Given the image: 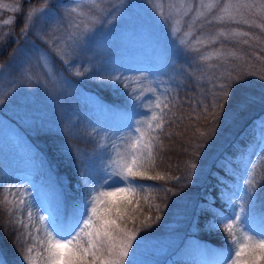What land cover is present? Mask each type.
Listing matches in <instances>:
<instances>
[{
    "label": "trees",
    "instance_id": "16d2710c",
    "mask_svg": "<svg viewBox=\"0 0 264 264\" xmlns=\"http://www.w3.org/2000/svg\"><path fill=\"white\" fill-rule=\"evenodd\" d=\"M3 1L4 4H15L19 10L13 12V23L0 24V72L13 81L24 75L25 70L34 68L38 79L35 87L26 91L15 90L12 94L17 97L24 93L26 100L42 106L45 122L52 123H44L36 133L30 134L40 156L38 170L42 182L62 187L63 203L76 200L73 190L82 182L81 176L87 169H92L97 178L100 177L98 173L112 142L111 136H116V124L124 114L132 116L133 124L146 119V107L152 106L154 98L159 97L167 107L164 108L162 129L152 133L157 139L152 142L153 155L145 166V177L163 176L164 179L138 178V183L152 187L133 197L129 213L136 218V227H140L148 215L153 220L150 227L143 228L137 235L139 248L134 264H167L165 257L155 256L151 262L143 257L152 243L156 247V242L163 238L171 240L167 247H174L168 254L169 258H174L173 264H190L186 258L193 250V243L189 241L196 237L210 242L199 255L204 254L208 264L218 263L227 241L206 234L205 223L211 214L205 211L208 215L204 217L198 212L201 204L206 203L208 193L213 196L215 208L221 210V191L232 180L221 162L243 154L256 125L264 121V79H260L264 76V28L247 25L246 31L252 36L247 43L239 38L223 39L220 36L214 43L195 45L202 49L193 51L178 44V38L161 22L133 19L130 29L133 30V74L118 75L102 53L117 47L113 34L119 30L116 23L120 24L122 20L112 24L107 17L106 22L95 23L96 29L89 27L91 63L69 65L59 58L49 37L59 29L58 23L66 18L68 5L79 0H0V19L1 12H6ZM110 5L108 2L107 7ZM40 9L50 11L51 18L42 21L39 15H32L26 21L30 11ZM257 10L253 9L247 18H253L252 15L258 18L259 15L254 14ZM126 23L130 25L131 20ZM209 26L216 25L205 22L202 28L208 33ZM224 26L230 27L226 30L229 32L236 24L224 23ZM208 34L214 36V30ZM57 35L58 32L56 38H61ZM217 46L232 55L209 60L202 58ZM44 49L49 50L54 58L51 74L37 60L39 50ZM137 50L142 56L141 61L134 58ZM84 56L76 59L83 60L81 57ZM231 60L239 65L227 68L231 67ZM76 70L82 74L78 75ZM237 75L242 76L247 87L240 91L233 88L224 109L227 116L214 119L211 104L219 85L226 83L229 76ZM13 95L7 98L12 100ZM90 96L96 99L95 106L101 116H96L93 104L87 103ZM112 145L114 147L113 142ZM191 161L197 163L194 173L190 168ZM194 195H197L198 208L194 212L182 208L184 202L193 201ZM254 196L252 210L264 225V188L255 190ZM13 197L0 193V259L5 264H28L25 253L33 244L28 235L32 228L23 225L32 224L20 204L14 203ZM144 197L148 198L147 202ZM149 204L153 205L151 209ZM155 205H159V212ZM182 214H192L188 216L187 228L176 226V220ZM128 226L133 227L131 223ZM33 236H37L36 232ZM181 238L180 245L178 240ZM39 246L37 243L35 247ZM133 246L136 247L135 242ZM35 247L29 254L33 264H44L41 263L43 259L37 257Z\"/></svg>",
    "mask_w": 264,
    "mask_h": 264
},
{
    "label": "snow or ice",
    "instance_id": "6c2138e0",
    "mask_svg": "<svg viewBox=\"0 0 264 264\" xmlns=\"http://www.w3.org/2000/svg\"><path fill=\"white\" fill-rule=\"evenodd\" d=\"M165 4L168 6L167 11ZM217 8V14L208 19L213 10ZM256 8V5L246 2V0H238L236 3L225 0L222 6L219 4V0L216 2L198 0V7L192 15V22L188 25V30L184 32L181 31L183 20L193 12L191 0H187V4L185 0H179V7L172 0H158L156 13L165 24L170 25L173 36L178 38V44L186 45L190 50L199 51L195 45L214 43L220 36L228 39L231 35L247 36L248 33L229 34L221 31L216 37L198 36L195 41H192V25L196 20L204 18L206 23L214 21L249 26L256 24L257 27L264 28V23L258 24L247 18L246 14H251L252 10ZM10 10L18 11L19 9L13 7ZM39 11H43V9ZM72 11L77 12V9L73 8ZM34 14V11H30L26 21ZM77 14L84 15L82 12H77ZM257 14L261 20H264V4L259 6ZM47 15L51 18L50 11ZM13 22L11 19L5 21V23ZM190 41L191 44H189ZM221 55L222 53L216 52L202 58L209 60L213 56L219 58ZM61 58L63 59V57ZM45 59L50 60L48 57ZM260 79H264V76H261ZM246 87L247 84L243 82L240 75L229 76L226 83L220 84L219 91L211 104L214 119H218L221 115L227 116L224 109L233 94V88L240 91ZM140 106L146 107L145 104ZM165 107L167 105L164 101H161L159 97L154 98L152 106L146 107L147 118L136 121L131 127V135L124 137L125 151L123 153L117 151L115 157H109L112 163L103 170L102 176L97 178L92 169H87L84 172L81 176L84 194L79 199L73 200L69 204L61 202L55 213L39 216L38 220L42 227L23 225L32 228L28 235L32 237L33 244L27 248L25 253L28 264H33L29 254L37 243L46 254L43 257L46 264H134V258L139 248L137 235L143 228L151 226L150 222L153 217L148 215L145 220L141 221L140 227H136V218L129 213V206L133 204L134 196L140 192H146L149 187H152L138 183V178L164 179L163 176L145 177V166L152 160V142L157 139L152 133L157 129H162ZM261 160H264V152L254 157L241 154L226 158L221 162L226 175H231L234 180L237 176V169L234 168V165L240 166L242 178L235 185L240 192H231L225 200L227 205L239 208L238 213L233 212L231 215L225 216L223 211L215 208V201L211 198L202 209L211 214L212 219L209 221V227L226 233L227 244L221 252L222 264H264V230L251 229L247 219H242L244 216L243 204L235 203L236 200L243 201L245 197L251 199L257 183L264 185V173L261 174L258 181L255 172L257 164ZM190 168L194 173L197 163L191 161ZM165 191H170V189H165ZM144 199L147 202L148 198L144 197ZM14 203L17 202L14 201ZM18 203L23 206L25 199L21 197ZM136 206H139L138 201ZM152 207L153 205L149 204V208ZM155 209L159 212V205H155ZM27 216L31 221L32 212L28 211ZM156 219L158 220L159 217L157 216ZM129 223L133 225L132 228H129ZM33 232L41 233L45 239L33 236ZM0 264H5V262L0 259Z\"/></svg>",
    "mask_w": 264,
    "mask_h": 264
},
{
    "label": "rangeland",
    "instance_id": "374dc122",
    "mask_svg": "<svg viewBox=\"0 0 264 264\" xmlns=\"http://www.w3.org/2000/svg\"><path fill=\"white\" fill-rule=\"evenodd\" d=\"M110 2L111 5L107 7V3ZM173 3L179 7V0H172ZM205 2H216V0H205ZM225 0H219V4H222ZM232 3L238 2V0H231ZM248 3H252L257 6L256 9H259L261 4H264V0H246ZM158 0H79L72 5H68V14L66 18L58 23V28L51 36L49 37L50 43L53 45V48L59 55V58L63 57L66 64L71 65V63H75V65L80 63H91V57H93V53L89 52V39L90 32L94 27L95 23L98 21L106 22L108 18L112 21V24L116 20H122L118 26V31L113 34L117 47L113 49L106 50L102 53L106 60L109 62L110 66L115 67V72L118 75L124 74H133V30H130L133 26V19L136 21L145 20L148 23H160L170 28V25L165 24L157 15ZM187 4V0H185ZM193 12L189 13L187 17L184 18L181 31H187L188 25L192 22V15L198 7V0H191ZM2 6L5 9V13L1 12L0 24L5 25V21L13 20V12L10 10L13 7H17L15 4H4L2 2ZM77 9V12H82L84 15H78L77 12H73L72 9ZM165 10H168L167 4H165ZM187 10L186 8L184 9ZM218 12V8L214 9L213 12L209 15H216ZM257 14V11H254V14ZM48 13L37 10L35 12V16L39 15L43 18L42 21L47 20L49 17ZM247 15V14H246ZM258 15V14H257ZM248 16V15H247ZM253 18H248L249 20H254L256 23H263V21L258 16L252 15ZM108 17V18H107ZM134 17V18H133ZM127 20H131V24H127ZM205 23L204 18L198 19L195 21L193 27L192 41H195L198 36H202L204 38L205 35L208 37H216L217 34L221 31L227 32L226 30L230 27L224 26V23H216L212 22L214 26H209L208 33L214 30V36L208 34L205 29L203 30V25ZM236 24V23H232ZM79 25V27H78ZM256 25V24H253ZM116 28V27H115ZM246 24H236V27L231 28V30L227 33L231 34L234 32H247ZM86 30V31H85ZM248 30V29H247ZM85 31V32H84ZM56 32L59 33V37L56 38ZM248 33V32H247ZM45 34V33H44ZM39 35V34H38ZM236 36L231 35L230 38H239L242 42L248 41V38L252 36ZM40 36V35H39ZM141 34H139V37ZM228 38V39H230ZM223 39H225L223 37ZM249 44V43H248ZM198 48L202 49L201 46ZM210 51L212 48L209 49ZM38 59L40 63H42L43 67L51 74L53 72V56L49 50H39ZM223 49L218 46L215 47L211 53H222L221 57L231 56L232 54L228 51H223ZM86 55V56H84ZM79 56L83 60L76 59ZM157 56V55H156ZM45 57L50 58V60L45 59ZM137 60H142V56L137 50V55L134 56ZM216 58V56H213ZM62 59V58H61ZM70 59V60H69ZM96 62V60H95ZM232 65L226 66L227 68H236L239 65V62H230ZM149 64V63H147ZM145 64V65H147ZM89 66V64H87ZM98 68V64H95ZM144 65V66H145ZM91 66V65H90ZM34 68H30L25 70L24 75L15 78L13 81L11 79H7V75L3 72H0V193H4L5 195L12 194L14 197V201H18L23 197L25 199V203L23 206L20 205L22 211L26 213L27 220V212H32V219L29 221L32 225L42 227L41 222L38 220V217L41 215H49L56 212L58 206L62 201V193L63 189L60 186L52 187L47 185V183L42 182V178L40 177V172L38 167L41 165L40 156L36 152V146L30 139V134H34L44 123L46 125H52V123L45 122V110L42 106L36 105L32 101L26 100L24 93H19L17 97L13 95V91L21 90L26 91L31 87H35L38 82L36 74L33 72ZM77 69V68H76ZM36 70V69H35ZM234 70V69H233ZM38 71V70H36ZM235 71V70H234ZM236 72V71H235ZM78 75L82 74L76 70ZM9 95L12 96V100H9L7 97ZM85 98V97H83ZM89 104H93L94 111L96 116H101L102 114L98 111V106H95L97 103L96 99L93 96L89 97ZM133 125V118L129 113H125L124 117L121 121L116 124V136H111V141L114 143V147L112 142L109 143V150L107 155L103 161V167H101V172L98 173L100 176L103 175V170L108 167L112 163L109 157H115L117 151L123 153L126 148V142L124 137L131 135V127ZM249 144L246 146L243 154H247L248 156H258L264 152V121L260 122L255 127V132L253 136L249 139ZM113 147V152L111 153ZM237 169V176L235 180L232 177V180L226 183V186L223 187L221 191V211H223L225 216L231 215L233 212H239L240 209L234 207L233 205H227L225 200L227 199V195L231 192H240L238 188L235 187L236 183H238L239 179L242 178L240 174V166L238 164L234 165ZM256 179L259 181L261 174L264 173V160H261L257 164ZM223 180V179H222ZM264 185L257 183L255 190L263 189ZM73 193L77 196L76 200L79 199L84 194V187L82 182L77 184L73 190ZM254 192L252 193V198L249 199L245 197L243 201L236 200V204H243L244 207V216L242 219H247L248 226L256 231L264 230V225H262L259 221L258 215L252 210V206L254 204ZM209 198L213 199L212 194L208 193L206 195V203L201 204L199 207V214L204 217L207 216L205 211H203V207L207 205ZM197 195L193 196V201L184 202L182 208L185 210L190 209V211H195V208H198L197 203ZM198 214V215H199ZM188 216H192V214H182L178 216L176 220V226L186 228L188 227L186 224L188 220ZM207 226H206V234L211 236H219L221 239H225L226 233L222 230H214L209 227V221L212 217H209ZM196 220V219H195ZM198 220V217H197ZM247 226V225H245ZM37 237L40 239H45V237L41 233H36ZM179 239V243L181 245V240ZM226 240V239H225ZM168 241H171L167 238H163L156 242V247L153 246V243L150 245V248L146 249L145 255L143 256L149 262L153 259V257H160L167 259V264H173L174 258L171 256L169 258L170 251L174 249V247H167ZM189 242L194 243L193 250L188 254L186 260L190 264H208L206 258L201 256L199 246L201 244V238L196 237L194 240H190ZM207 244V242H206ZM161 245L165 246L164 248ZM206 249V247H204ZM34 251L38 258L43 259L41 263L46 264V260L43 258L46 254L43 251V248L39 246L38 248H34ZM39 255L37 254L38 252ZM201 256V257H200ZM222 259L216 264H222Z\"/></svg>",
    "mask_w": 264,
    "mask_h": 264
}]
</instances>
